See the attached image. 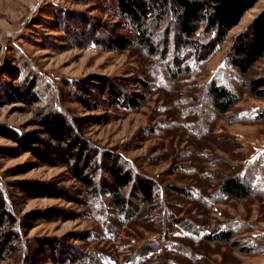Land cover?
<instances>
[{
	"label": "rangeland",
	"instance_id": "374dc122",
	"mask_svg": "<svg viewBox=\"0 0 264 264\" xmlns=\"http://www.w3.org/2000/svg\"><path fill=\"white\" fill-rule=\"evenodd\" d=\"M263 7L195 62L173 46L160 55L138 43L112 49L115 34L135 39L114 0H0V147H19L9 130L54 141L40 125L51 112L87 145L69 166L21 147L0 152L11 211L0 223V264H264V98L243 86L264 73V58L245 76L226 64L233 36ZM213 80L240 96L226 114L211 105ZM115 164L133 178L120 188L108 172ZM229 175L251 183V195L223 196ZM142 176L156 186L154 201L134 196ZM114 187L129 196L127 212L114 205ZM219 229L234 237L210 241Z\"/></svg>",
	"mask_w": 264,
	"mask_h": 264
},
{
	"label": "trees",
	"instance_id": "16d2710c",
	"mask_svg": "<svg viewBox=\"0 0 264 264\" xmlns=\"http://www.w3.org/2000/svg\"><path fill=\"white\" fill-rule=\"evenodd\" d=\"M259 0H114L121 17L126 18L135 30V39L115 34L110 40L112 49H127L134 43L144 46L152 55L170 51L171 46L183 54L185 59L195 62L206 61L241 21L244 14ZM264 58V7L249 24L232 38L227 51L226 64L242 76L249 74L254 65ZM185 66V69H189ZM243 86L256 98H264V73L251 77ZM207 93L214 110L226 114L240 101L239 94L224 84L213 80L207 87ZM140 98L142 95L137 94ZM144 99V98H143ZM121 102L122 99L114 97ZM140 99H129L130 105L140 106ZM258 119L264 118V107L256 111ZM40 125L54 141L40 137L35 133L20 135L13 130L8 134L24 151H30L49 165L80 164L87 151V145L77 135L72 125L63 115L51 112L40 119ZM19 147H0V152L17 155ZM1 156V153H0ZM78 164V165H79ZM90 165L86 166L88 170ZM118 187L131 181L132 175L116 164L108 171ZM82 171L79 175L83 178ZM87 179V178H86ZM111 190L114 205L120 212H127L131 203L129 196ZM154 183L139 177L134 186V196L154 201ZM120 188V187H119ZM220 193L229 198L244 199L251 195L252 185L240 175H229L219 185ZM26 191L28 189L26 188ZM11 216L10 201L0 184V223ZM234 237L232 229H219L207 234L212 241L228 242ZM13 239L11 237L10 241ZM239 245V241H233ZM252 247H241V252L251 253Z\"/></svg>",
	"mask_w": 264,
	"mask_h": 264
}]
</instances>
